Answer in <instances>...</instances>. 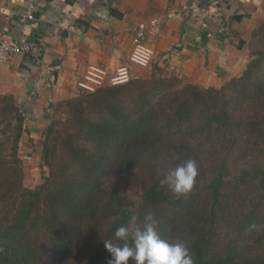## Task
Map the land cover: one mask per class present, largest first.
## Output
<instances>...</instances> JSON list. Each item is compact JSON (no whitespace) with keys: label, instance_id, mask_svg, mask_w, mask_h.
Masks as SVG:
<instances>
[{"label":"trees","instance_id":"1","mask_svg":"<svg viewBox=\"0 0 264 264\" xmlns=\"http://www.w3.org/2000/svg\"><path fill=\"white\" fill-rule=\"evenodd\" d=\"M248 49L219 87L152 71L60 101L37 188L19 152L24 115L0 95V264H107L104 241L148 213L194 264H264V21ZM189 158L198 174L177 197L160 181Z\"/></svg>","mask_w":264,"mask_h":264},{"label":"crops","instance_id":"2","mask_svg":"<svg viewBox=\"0 0 264 264\" xmlns=\"http://www.w3.org/2000/svg\"><path fill=\"white\" fill-rule=\"evenodd\" d=\"M33 1L34 19L23 20L27 0H0V40L25 37L36 44L34 54L0 63V95H13L24 115L19 152L25 172L41 164L46 127L61 116L57 104L79 93L76 83L89 64L110 74L126 65L132 78L155 71L219 87L240 76L251 34L264 21V0ZM151 18L160 22L147 40L155 55L139 67L129 62L133 28Z\"/></svg>","mask_w":264,"mask_h":264},{"label":"clouds","instance_id":"3","mask_svg":"<svg viewBox=\"0 0 264 264\" xmlns=\"http://www.w3.org/2000/svg\"><path fill=\"white\" fill-rule=\"evenodd\" d=\"M197 174V162L189 158L169 170L160 183L179 197L192 190ZM156 224L154 215L148 213L142 223L119 226L114 239L104 241L111 257L107 264H129L130 259L135 264H194L187 244L161 238Z\"/></svg>","mask_w":264,"mask_h":264},{"label":"built area","instance_id":"4","mask_svg":"<svg viewBox=\"0 0 264 264\" xmlns=\"http://www.w3.org/2000/svg\"><path fill=\"white\" fill-rule=\"evenodd\" d=\"M35 4L33 0H27V7L22 16L23 20L34 19ZM160 29V22L157 18H151L145 22H139L133 28L132 47L129 52V62L139 66L148 67L155 55L154 49L147 40L156 34ZM36 51V44L25 37L15 42L0 40V63L7 62L10 58L18 55H32ZM132 78L128 66L121 65L110 74L108 70L96 64H89L81 78L77 81V87L81 91L94 92L105 85H117L127 82ZM51 101V98L48 99Z\"/></svg>","mask_w":264,"mask_h":264},{"label":"rangeland","instance_id":"5","mask_svg":"<svg viewBox=\"0 0 264 264\" xmlns=\"http://www.w3.org/2000/svg\"><path fill=\"white\" fill-rule=\"evenodd\" d=\"M34 164L35 165L33 166L32 165L27 166V172H25V175H26V183L32 188H37L43 181V178L46 173V169L42 168V164H40L39 161H35ZM121 178H122L121 179L122 189L127 190L128 194L136 199L137 193L134 189H132V187H129L126 180L127 178L126 177H121ZM116 179L117 177L113 178L112 180H116Z\"/></svg>","mask_w":264,"mask_h":264}]
</instances>
